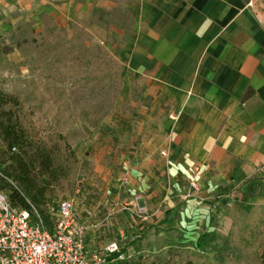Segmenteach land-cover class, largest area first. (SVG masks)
I'll return each mask as SVG.
<instances>
[{"label": "crops", "instance_id": "0c3cea01", "mask_svg": "<svg viewBox=\"0 0 264 264\" xmlns=\"http://www.w3.org/2000/svg\"><path fill=\"white\" fill-rule=\"evenodd\" d=\"M253 1L0 0L1 30L88 27L138 78L147 100L139 144L126 152L108 215L126 205L140 257L203 264L195 251L228 245L264 213V17Z\"/></svg>", "mask_w": 264, "mask_h": 264}, {"label": "rangeland", "instance_id": "374dc122", "mask_svg": "<svg viewBox=\"0 0 264 264\" xmlns=\"http://www.w3.org/2000/svg\"><path fill=\"white\" fill-rule=\"evenodd\" d=\"M253 6L264 17V0H254ZM0 91L19 100V106L6 109L24 133V149L15 154L30 164L40 209L49 214L60 202L73 200L81 222L107 217L111 198L122 190L126 152L139 144L147 100L138 78L127 75L121 61L93 41L88 27L24 21L0 31ZM7 151L0 129V165ZM7 182L19 187L15 180ZM125 206L115 209L107 228L90 234L92 246L120 240L122 232L134 238L123 225ZM133 247L134 264H181L169 253L155 260L140 257L137 245ZM263 251L264 213L230 237L228 245L195 251L194 259L203 264H263Z\"/></svg>", "mask_w": 264, "mask_h": 264}, {"label": "built area", "instance_id": "2783aa9c", "mask_svg": "<svg viewBox=\"0 0 264 264\" xmlns=\"http://www.w3.org/2000/svg\"><path fill=\"white\" fill-rule=\"evenodd\" d=\"M200 175L201 169H195L188 198L199 191L196 180ZM49 215L52 229L46 226L37 208L26 211L13 207L7 194L0 190V264H109L133 259L130 243L136 237L131 239L125 233H121L120 240L99 247L90 244V234L107 228L109 215L100 221L81 222L73 200L60 202L56 209H50ZM135 215L144 218L148 212L140 207Z\"/></svg>", "mask_w": 264, "mask_h": 264}, {"label": "trees", "instance_id": "16d2710c", "mask_svg": "<svg viewBox=\"0 0 264 264\" xmlns=\"http://www.w3.org/2000/svg\"><path fill=\"white\" fill-rule=\"evenodd\" d=\"M19 106V100L15 96L7 95L0 91V129L3 131L4 139L8 148L7 152H2V165H0V190L9 193V201L13 207L20 210L30 211L32 207L40 209L42 201L37 193L34 183L30 178V164L24 160L21 153L15 154L17 149H24L25 136L20 126L13 121L11 112L7 106ZM15 149L16 151H13ZM10 156V157H9ZM8 160L11 164L6 166ZM46 167H50L49 159L44 160ZM15 180L19 187L15 188L7 180ZM12 182V181H11ZM14 183V182H12ZM45 224L52 228V219L46 211L39 210ZM50 228V229H51ZM262 263L264 264V251L262 253ZM109 264H134L131 261L109 262ZM170 264V263H165ZM181 264H195L192 260H187Z\"/></svg>", "mask_w": 264, "mask_h": 264}]
</instances>
